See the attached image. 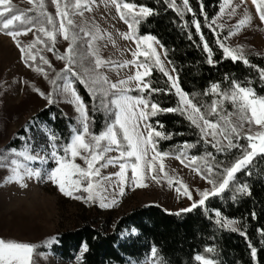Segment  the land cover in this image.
Segmentation results:
<instances>
[{"label": "snow or ice", "instance_id": "obj_1", "mask_svg": "<svg viewBox=\"0 0 264 264\" xmlns=\"http://www.w3.org/2000/svg\"><path fill=\"white\" fill-rule=\"evenodd\" d=\"M32 0H30V3ZM244 0H241L243 3ZM56 6V17L61 21L58 32L60 36L67 41V47L63 55L55 53L56 59L63 60L64 65L61 71H57L55 76L48 80L52 86L47 93L34 89L41 97L45 98L48 104L54 102V96L63 98L71 103L74 111L77 114L74 123H70V134L67 141H63L55 132L46 129L47 144L40 146L36 145L32 138H24L25 144L18 149L15 146H9L0 151V169H5L7 175L3 177L4 182H15L21 187H27L24 183L25 177L40 180H49L53 185L58 187L60 193L66 197H72L77 200H83L85 203L99 202L102 208L111 207L117 202V197L122 195L125 189V184L128 181L126 171L131 169V182L137 187L146 186L144 183L145 172L144 165H147V174L153 172L154 163H159V172L164 173V165L162 160L171 154L168 151H159L157 149V140L155 138H170L173 133L157 130L150 122L149 118L155 116L159 112L164 113H179L192 126L199 130V140L195 143L187 141L181 142L178 145L179 155L176 156L181 163H184L185 158H189L190 165L197 175L201 176L210 188L198 190V199H193V193L189 188L179 180L175 184L179 185L177 191L186 196L192 203L189 207L180 209L179 212H189L197 206H204L205 213L209 210L206 207V201L210 197L221 196L225 190L234 191L231 199L236 200L237 193H249L247 183H237L236 173L244 169L258 154H264V95H258L252 86V78L246 77V83L234 75L229 82V74H224V82L226 87H221V81H209L203 89V95H211L210 103L194 102V97L200 95L199 92H185L180 84L179 77L176 74L177 70L173 65L171 69H167L162 62L160 54L157 52L154 45L160 44L158 38L151 33L139 34L138 26L141 21L146 20L155 12V9L144 4H137L132 0H110V3L115 6L116 13L119 19L127 26V31L123 33V38L130 40L135 45L134 49H129L132 59L125 60L122 64L113 65V67L121 68L129 65L134 69V74L119 79L116 82H110L106 76L101 74L98 69L104 66L106 62L98 55H95L93 41L97 39L95 35L87 41L88 53L95 56L93 61L94 67H84V55L78 53L76 42L81 40L79 33L74 31L73 21L68 18V13L61 10V5L58 0H52ZM82 0H76V7H81ZM85 7L87 0H83ZM168 8H171L181 17L183 21L184 11L192 13L193 10L189 6V0H182V7H178L174 0H164ZM256 6V13L259 19L264 23V0H252ZM39 11V17L33 22L32 17H27L22 20L23 13L13 14V7L10 0H0V33L10 37L19 50L20 60L26 67L32 68L35 72L47 76L43 67L37 66L36 60L39 56V61L43 65H48L51 68L49 60L40 55L39 50L33 52L31 49L40 44L46 47L50 53L54 52V48L50 46L56 40V27L53 17L44 11V4L38 3L35 5ZM225 3L220 4V11L216 16L211 18V22L204 14L203 5L201 3V15L204 16V25L212 30L213 36L216 37L215 43L221 50V60L213 59V50L209 43L205 40L201 32L200 22L193 16L191 21L195 27L196 34L200 37V42L203 45V52L206 53L207 64L212 66L221 63L223 59H230L233 63L238 60L245 66H251L258 70V77L261 82H264V68L257 65H250V61L245 57L242 46L232 47L226 42L228 37H231L234 32L239 31L241 27L250 21V16L245 13L243 18L238 20L232 30L226 37L219 38L213 24L216 22L217 16L224 12ZM7 14V15H6ZM235 14V7L229 15ZM43 17H46L45 26ZM15 22H21L18 26ZM186 25V22H183ZM38 28L40 35L33 34V41L30 44H22L18 37L22 34H27L31 28ZM218 27L223 28L220 24ZM84 36H89V32L83 28L80 30ZM46 38V39H44ZM191 39V34H189ZM161 51L165 53L167 50L163 45H160ZM143 57V60H139ZM171 63V62H169ZM153 65L156 69L167 77L168 88H155L146 80L152 74ZM80 69L79 71L77 69ZM61 81L62 83H57ZM134 82V83H133ZM83 87L90 100H92L91 110L93 113L98 110L104 112V126L99 132L93 131L94 117L88 114V106L79 94L76 85ZM137 90L140 95H130L133 90ZM171 89L175 90L177 96V104L175 107H161L157 102L148 98L145 95L147 90L148 95L153 92L163 91L167 94ZM99 94V95H98ZM225 101L231 104V109L227 110L224 107ZM210 116H215V119H209ZM235 117V119H232ZM156 125L162 128V124L157 121ZM258 126V130H254L253 126ZM247 127L248 131H244ZM241 139L246 141L245 144L239 143ZM57 141H61L57 143ZM204 145H210L216 150L217 154H221L225 159H217L216 155L208 151L207 148L200 154L190 155L185 149H191L200 142ZM103 142V143H102ZM226 142V144L224 143ZM126 144V148H125ZM238 149V154L228 159L231 150ZM113 150L119 152V158L107 156L106 153ZM149 152L154 153L150 160H147ZM22 157L27 163H21ZM79 157L83 161V165L75 162ZM134 157L132 162L129 158ZM123 158V162H121ZM103 160V163L98 162ZM109 164L115 166L119 164V171L110 173L108 177L100 176V168H106ZM198 165H202L201 168ZM116 176L118 191L112 195L111 202L107 199V190L100 183L101 180H108V186L111 187L110 177ZM94 177H100L99 180H94ZM152 179L157 177L152 175ZM169 184H173V179H168ZM81 193V194H77ZM86 193L87 195H83ZM104 193V195H102ZM179 212L177 215H179ZM255 218V212L252 213ZM215 218V224L224 229L237 231L235 227L236 218L222 217L219 209H211L210 219ZM264 238V229H258ZM129 235H137V229L132 228ZM123 235V233H122ZM240 235L247 238L245 231H240ZM52 242H56L55 238H51ZM48 241L40 245L21 242L11 238L0 237V264H32L34 250L37 247H47ZM251 258L253 261L257 258V248L248 243ZM82 251L87 250L86 244L81 245ZM205 252H212V246H205ZM157 248L153 245L149 252L145 254L143 261L133 260L131 264H161L156 257ZM77 260L81 257L77 256ZM193 260L196 264H217V261L212 258H206L200 253H195Z\"/></svg>", "mask_w": 264, "mask_h": 264}, {"label": "trees", "instance_id": "obj_2", "mask_svg": "<svg viewBox=\"0 0 264 264\" xmlns=\"http://www.w3.org/2000/svg\"><path fill=\"white\" fill-rule=\"evenodd\" d=\"M32 1L35 5L42 2L44 11L53 17L48 0ZM132 2L155 9L152 15L141 21L138 26V33H151L158 38L160 42L158 46L163 45L164 49L167 50L165 60L169 67L174 65L177 70L176 74H178L181 88L188 93H192L194 90L200 93L199 96L193 98L194 102L210 103L212 97L211 95L204 96L203 89L209 81L217 80L221 81L222 88L226 87L225 73L229 74V82L234 75L246 83L245 78L250 76L256 93L264 95V82L259 80L256 68L245 66L239 60L233 63L230 59H223L221 63L212 66L207 64V54L203 52L200 37L196 34L191 21L195 16L200 22L201 32L213 50V59L221 60L222 53L215 43L216 37L213 36L212 30L204 25L205 17L201 15V3L204 14L211 22V18L219 12L222 0H189V6L193 12L184 11L183 21L175 11L168 8L164 0H132ZM174 2L178 7H182V0H174ZM59 3L69 6L68 18L76 11L71 7V2L68 0H59ZM12 7L13 14L23 13L22 20L32 17L34 22L39 17V11L36 7L30 10H23L14 5ZM77 11L79 10L77 9ZM41 19L48 27L47 18ZM53 21L56 27L54 17ZM183 22H186V25ZM15 23L18 26H27L22 25L21 22ZM213 27H216L217 32H219V38L223 39L227 35L226 30H219L215 24ZM73 30L79 33L82 38L76 42V48L78 53L84 55V67H94L87 51L86 38L84 39L80 31L75 28ZM189 34H191V39H189ZM162 53L165 58V53L163 51ZM244 55L250 61V65L264 68V58L261 55L253 51H248ZM138 59L143 60L144 58L139 57ZM56 72V70L53 71V77ZM145 79L155 88L165 89L169 87L167 77H164L163 73L159 72L154 65L151 76ZM57 83L62 82L57 81ZM76 87L88 106L89 116L94 117L93 131L99 132L104 126L103 110L93 113L91 110L92 100H90L88 93L78 83ZM129 94L140 95L137 90H132ZM145 95L161 107H175L178 100L174 89H171L167 94L161 91L153 92L150 95L145 90ZM224 107L230 110L231 104L225 101ZM32 118L36 125L46 124L48 129L55 132L65 142L70 134L69 125L74 123V120L67 116L54 102L48 104ZM215 118V116L209 117V119ZM149 120L154 127H157V130L173 133L170 138H155L159 151L174 153L169 157L177 159L176 156L179 155L178 145L181 142L195 143L199 140V130L179 113L159 112L150 117ZM157 121L162 124V128L156 125ZM29 130L32 138L40 139L41 146L47 144L45 135L36 136L38 131H35L32 126L29 127ZM244 131H248L247 127L244 128ZM21 137H27L24 127L17 131L15 137L8 142L3 150L9 146L22 148L24 139ZM60 142L57 141V143ZM239 143L245 144L246 141L241 139ZM205 148L216 155L217 159H225L223 155L217 154L214 148L210 145H204L202 141L191 149H185V151L190 156L202 153ZM237 154L238 149L233 148L227 158L230 159ZM178 161L180 162V160ZM181 164L190 165L191 161L189 158H185L184 163ZM198 166L203 167L202 165ZM186 167L193 169L189 166ZM236 182L247 183L249 193H237L236 200L233 201L231 199L233 188L232 191L225 190L221 196L210 197L206 201L208 214L205 213L204 206L194 208L189 212H179L177 215L178 212L167 211L155 204L145 205L120 216L113 223L108 219H104L98 224L83 221L79 227L73 230L56 234V242L50 246L49 250L60 260L69 261L80 251L81 245L86 244L87 250L82 252L80 264H131L133 260L143 261L145 254L153 245L157 248L156 257L159 258L161 264H196L193 260L195 253L215 259L217 264H264V238L257 231L264 229V155L259 154L253 157L244 169L237 172ZM213 208L219 209L222 217L236 218L235 227L238 230L231 231V229L217 226L215 218H209ZM253 212H255V218L252 216ZM132 228L137 229V235L128 234ZM240 231H245L247 238L240 235ZM249 242L257 248L255 261L251 258L248 248ZM205 246H212L213 251L205 252ZM41 250L45 251V249Z\"/></svg>", "mask_w": 264, "mask_h": 264}, {"label": "rangeland", "instance_id": "obj_3", "mask_svg": "<svg viewBox=\"0 0 264 264\" xmlns=\"http://www.w3.org/2000/svg\"><path fill=\"white\" fill-rule=\"evenodd\" d=\"M68 1L71 2V7L76 10L69 17L73 21L74 28L78 31L83 28L89 32V36H84L83 32L80 31L84 39L86 38L87 51V41L95 35L97 37L93 41L95 55L109 62L98 71L106 76L110 82H116L119 79L133 75L134 69L131 65L121 68L113 67V65L122 64L125 60H131L132 56L129 49H134L135 45L130 40L123 38V33L128 30L127 26L119 20L115 6L110 3V0H87L86 7L82 0L80 8L76 7V0ZM48 2L57 29L55 33L56 40L50 44L54 48V52H48L46 47L40 44L31 49L33 52L39 50L40 55H44L49 60L51 68L48 65L41 64L39 56L36 60L37 66L43 67L47 76L26 67L20 60V53L15 47L14 41L7 35L0 33L1 151L15 137L17 131L23 127L27 133L26 138H32L29 130L30 126L38 131L36 136L40 134L46 136L44 124L36 125L32 117L45 108L48 102L38 95L34 89H39L45 93L51 90L52 86L48 83V80L53 77V71H61L64 65L63 60L56 59L55 53L63 55L68 43L58 32L61 21L56 17V6L52 3V0H48ZM222 3H225L224 12L217 16L214 23L217 27L220 24L223 25V28L218 27L219 30H226L228 34L245 13L251 18L239 31L228 37L226 42L229 46H242L244 54L253 51L264 58V23L260 21L252 0H244L243 3H241V0H222ZM10 4L23 10H30L35 7L34 2L30 3V0H10ZM60 5L62 11L68 12L69 6ZM233 7H235V14L229 15ZM34 33L40 35L38 28H31L27 34H22L17 39L22 44H30L33 41ZM154 47L160 54L165 67L170 70L171 68L165 60L161 48L158 45H154ZM89 56L94 66L95 56L92 54H89ZM133 90L135 89L133 88ZM53 99L54 103L75 122L77 114L73 105L63 98L54 96ZM253 129L258 130V126L254 125ZM32 140L35 141L36 145L41 146L39 138H32ZM152 155L154 153L149 152L146 159L150 160ZM107 156L119 158V152L113 150L106 153L105 157ZM18 159L21 163H27L22 157ZM129 159L132 162L135 160L134 157ZM75 162L84 166L79 157L75 159ZM103 162L101 160L97 166ZM121 162H123V158H121ZM162 163L164 165L163 174L159 172V163H154L151 175L147 174V165H144V183L146 185L144 187H137L131 182V169L129 168L126 171V176L129 179L125 184L123 194L117 197L116 203L107 208L100 207L98 201L85 203L83 200L66 197L49 180L25 177L24 183L27 187H21L15 182H4L3 177L8 173L5 169H0V237L37 245L48 241L49 246L37 247L34 250L32 264H80L76 257H81L82 249L72 260L62 261L49 250L50 246L55 243L52 242L51 238H55L58 233L79 227L83 221L98 224L104 219H108L113 223L120 216L145 205L155 204L167 211L179 212L180 209L189 207L192 201L181 194L182 190L181 192L177 191L179 185L175 184L176 180L189 188L193 193V199L199 198L197 195L198 190L210 188V185L201 176L197 175L193 169L182 165L177 159L167 156L163 158ZM118 171L119 164L115 166L109 164L106 168H100V176L108 177L110 173ZM152 175H155L157 179L153 180ZM169 178L173 179V184L168 183ZM99 179L100 177H94V180ZM110 181L111 187L108 186V180L100 181L107 190L109 202H111L112 195L118 191V178L111 176ZM82 194L87 195L86 193ZM41 249H45V251Z\"/></svg>", "mask_w": 264, "mask_h": 264}, {"label": "crops", "instance_id": "obj_4", "mask_svg": "<svg viewBox=\"0 0 264 264\" xmlns=\"http://www.w3.org/2000/svg\"><path fill=\"white\" fill-rule=\"evenodd\" d=\"M32 259H33V257H32Z\"/></svg>", "mask_w": 264, "mask_h": 264}]
</instances>
